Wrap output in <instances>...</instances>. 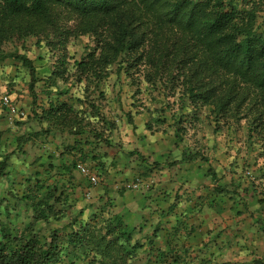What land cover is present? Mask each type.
Wrapping results in <instances>:
<instances>
[{"label":"trees","instance_id":"16d2710c","mask_svg":"<svg viewBox=\"0 0 264 264\" xmlns=\"http://www.w3.org/2000/svg\"><path fill=\"white\" fill-rule=\"evenodd\" d=\"M33 37L55 60L44 82L46 93L52 94L48 91L52 89L57 95H68L73 81L74 88L84 86V102L90 109H86V126L82 127L85 121L73 105L50 102L39 117L48 124L46 134L56 128L73 136L86 135V146H98L97 142L108 146L103 132L87 116L99 111L91 95L104 96L101 86L116 68L117 76L124 74L136 86L145 83L160 94L177 96L173 105H178L179 114L174 112L172 117L178 148L198 125L212 127L215 134L246 126L245 146L250 149L264 141V0H0V63L10 58L29 70L35 108L40 79L34 64L19 50L5 49L9 43H24ZM82 37L92 39L93 46L86 47L80 61L72 62L69 45ZM185 108L189 111L184 114ZM128 121L132 124L133 119ZM7 132L0 130V141ZM29 140L16 139L18 152ZM5 148L0 143V180L9 176L14 154ZM203 149L205 145L197 142L186 146L181 149L180 162L204 164L218 184V173ZM93 152H86V162ZM73 165L75 169L77 163ZM52 171L55 167L50 164L49 180L38 171L33 179L26 178L21 196L8 192L15 203L4 205L0 216V264H76L85 260L88 264H138L146 245L136 238L137 229L129 228L107 204L91 225L83 210L73 211L69 196L73 179L65 182L60 172L54 175ZM216 191L228 192L221 186ZM17 205L29 221H12ZM18 214L22 218V212ZM68 218L62 227L43 230L54 220ZM63 229L69 230L64 241ZM173 253H162L155 262L145 259L144 264H187V257Z\"/></svg>","mask_w":264,"mask_h":264},{"label":"crops","instance_id":"0c3cea01","mask_svg":"<svg viewBox=\"0 0 264 264\" xmlns=\"http://www.w3.org/2000/svg\"><path fill=\"white\" fill-rule=\"evenodd\" d=\"M41 96L49 99L46 95ZM51 97L54 101L57 96ZM40 106L38 112L47 108L44 103ZM54 133L52 141L56 157L50 164L55 167L54 175L60 172L65 182L73 179L70 185L73 191L69 194L74 201L73 210H83L88 219L91 213L101 212L102 207L110 205L113 214L139 232L136 238L146 245L141 258L154 262L161 259L162 253L178 252L189 260H196V264H217L219 261L255 264L264 259V190L258 191L264 188V172L255 187L251 179L234 166L228 167L230 171L220 173L219 158L214 157L210 165L218 173L216 184L204 164L181 163V152L173 160L154 162L153 170L151 165L145 167L141 162L135 163V156L130 159V151L124 148H115L113 152L105 148L98 150L96 145L86 146V135L70 136L58 130ZM148 134L147 137L133 135L132 141L138 144V151L146 155V159L162 157L164 152L155 147L154 138ZM176 143L172 141L173 147L180 149ZM142 144L152 147L149 149L151 154L140 148ZM88 150H94L90 161L93 162V173L99 174L97 185L78 169L79 165L89 164L86 162ZM75 163L78 164L76 170L73 169ZM132 168L135 177L141 179L130 182L126 172ZM189 181L192 185L186 186ZM134 183L139 184L137 189L127 188ZM218 186L225 187L228 192L219 193L216 191ZM82 192H86V203L79 201ZM96 203L98 208L94 206ZM150 241H153L152 247Z\"/></svg>","mask_w":264,"mask_h":264},{"label":"rangeland","instance_id":"374dc122","mask_svg":"<svg viewBox=\"0 0 264 264\" xmlns=\"http://www.w3.org/2000/svg\"><path fill=\"white\" fill-rule=\"evenodd\" d=\"M87 46H93L92 39L82 37L72 41L69 45V52L73 57L71 61H80L81 58L86 55ZM5 49L7 51H15V49H17L20 53L25 54L34 64L37 70V77H39L40 80L36 86V92L38 93L37 107L33 108L34 105L32 103L33 100L29 87L31 81L29 70L20 62L10 58L0 63V130L8 131L0 143L6 145L5 152L14 153L11 158V166L8 169L9 176L0 180V200H7L4 204L0 202V216L4 214V205L8 203L13 205L15 203V199L12 198L11 195L21 196L23 194V186H25L24 181L26 178L34 176L35 172L38 171L43 173L45 178L48 177V180L49 178L52 179L50 176L51 173L46 174V172L49 170L53 157H56L52 136L56 134L54 132H56L57 129L52 128L51 131L46 134L45 131L48 129V124L39 121V117L42 115L41 111L38 112L41 108L40 104L44 103L45 106H47L44 110H48L50 102L55 106H59L62 103L73 105L77 115L85 121L84 124H80L82 127L86 126V109L90 110L86 108L88 106L84 102L86 97L84 94V86L81 88L76 86L74 88L72 86L74 85L73 81L70 83L72 91L68 95H57V93L54 92L55 90L52 89L48 90L52 91V94L46 93L44 82L50 75V69H52L55 60L46 47L37 45L36 38L26 39L24 43H9L5 46ZM115 69L116 68H114L110 79L101 86L100 90L104 93V96L99 93H93L91 95V97L95 99L94 101L99 111L94 115H88L87 117L90 118L88 121L96 123L95 128L103 132V140L108 144L107 146L104 142H97L98 150L105 148L113 152L115 148H124L130 151V159L135 156L133 158L136 159L135 163L141 162L145 164V167H147L146 164L153 167L152 165H154V162L162 163L166 160H173V158L178 156L177 153L182 151L181 149H184L186 146H191V144L195 145V142H197L205 145V149H203L205 151H203V153L210 160L214 157L219 158V169L222 168L220 173L230 171L228 167L232 163L231 167L234 166L235 169L240 170L242 175H245L247 179H251V184H254L253 186L258 187L257 181L260 180L259 178L264 172V141H257L251 149L249 146L246 147V140L244 139L247 133L246 126L238 130L229 129L228 131H221L215 134L212 127L207 125L202 127L198 125L196 129L193 128L189 131V135L185 138V141L181 143L180 149H177L173 147L172 144V141L176 142L174 127L175 118L172 117V114L174 112L179 114L178 105H173L177 96L173 98L168 95L160 94L159 91L149 88L145 83L136 86L126 79L124 74L117 76V74H115ZM60 85L62 88L66 87L62 83ZM140 89H142V92ZM5 95H9L13 99L14 104L20 111L18 115H12L3 107L1 98ZM41 95H46L49 99L47 100ZM52 95H56L59 99L63 98V100L60 101L56 97L54 101H51ZM78 97L83 99L82 103L77 101ZM33 110H35L38 115H36ZM188 111V108H185L184 114L188 113ZM129 117L133 119L132 124L128 121ZM157 119H160L161 122L158 123ZM149 125H151L150 129H148ZM134 126L136 129H134ZM144 132L146 133L144 134ZM147 133H149L148 135H150V137L154 138L156 142L155 147L158 146V150L164 152L162 157L153 156L152 158H148V160L146 159V155L144 156L138 151V144L132 141V137L133 135L135 137L140 135V137H147ZM67 134L70 135L69 133ZM18 137L30 138L20 152H18L16 145V139ZM158 142L162 145L157 144ZM140 148H142L144 152L151 154L149 149H152V147L148 148L147 145L142 144ZM49 156H52V158ZM141 157L145 160H142ZM123 158L125 159V157ZM88 163L89 164L86 163V167L92 172H95L93 162L89 161ZM136 165L135 167H137ZM170 167L172 166L170 165ZM153 170H155L154 167ZM139 173H141V171H139ZM126 174L129 175L130 182L141 179L135 177L133 168L128 169ZM142 174L140 177H142ZM33 178L34 177H32V179ZM190 185H192V181L186 184V186ZM259 190L263 191L264 188H260L258 191ZM8 192H10L11 195L8 194ZM85 193L86 192H82L79 201H84L86 203L88 199ZM94 206L98 208L99 204L96 203ZM14 209L15 210H12V221H29V216L27 213H24V211H21L22 207L20 205H17ZM74 210L79 211L80 209L77 210L76 208ZM76 211L73 213H77ZM21 212L22 218L18 219L16 216L18 213L21 214ZM90 215L88 219H90V223L93 225L94 222L97 221L94 220V218H99L100 213H91ZM69 219L70 218L64 219L63 221L54 220L50 226H43V230L46 231L48 229L62 227ZM68 232L69 230H64L62 235L63 241V236ZM140 259L138 264H144L145 258ZM89 262V260H85V262L77 261L76 264H88ZM261 262L264 264V259H262ZM196 263L197 261L193 259L187 261V264ZM66 264L68 263L66 262ZM217 264L225 263L219 261Z\"/></svg>","mask_w":264,"mask_h":264},{"label":"built area","instance_id":"2783aa9c","mask_svg":"<svg viewBox=\"0 0 264 264\" xmlns=\"http://www.w3.org/2000/svg\"><path fill=\"white\" fill-rule=\"evenodd\" d=\"M1 103L3 107H5L12 115H18L19 109L14 104L13 99L9 95H5L1 98ZM78 169L80 172L85 176L88 177L93 185H97L99 183V177L98 175L94 174L91 170H89L84 165H79ZM139 187V184H130L127 186L128 189H137Z\"/></svg>","mask_w":264,"mask_h":264}]
</instances>
